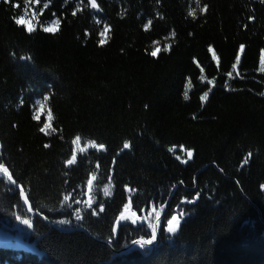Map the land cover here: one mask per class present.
Returning a JSON list of instances; mask_svg holds the SVG:
<instances>
[{"label":"trees","instance_id":"1","mask_svg":"<svg viewBox=\"0 0 264 264\" xmlns=\"http://www.w3.org/2000/svg\"><path fill=\"white\" fill-rule=\"evenodd\" d=\"M96 3L0 0V163L40 214L0 179V264H264V3ZM46 96L50 135L33 119ZM168 201L159 242L117 253L151 238Z\"/></svg>","mask_w":264,"mask_h":264},{"label":"snow or ice","instance_id":"2","mask_svg":"<svg viewBox=\"0 0 264 264\" xmlns=\"http://www.w3.org/2000/svg\"><path fill=\"white\" fill-rule=\"evenodd\" d=\"M5 2H11V0H5ZM36 3H39V0H35ZM49 3H50V0H49ZM197 3H199V0H197ZM261 3H264V0H261ZM89 6L93 9H96L98 8V4L96 3V0H89ZM14 7H19V4H15ZM48 7V3H45L44 4V8H47ZM81 9L79 8V6L77 7L76 11H80ZM42 11L41 10V14H42ZM76 11H73V15H76ZM201 12H207V5H205L202 9H201ZM24 13H25V16L28 14L27 12V8H25L24 10ZM189 15H192L193 17H195V11L189 13ZM33 17L35 18V13H33ZM251 19H254L251 18ZM16 23L19 25V24H24L25 25V28H26V31L31 33L33 31H35V27L32 25V23L30 21H25L24 19V16H21L19 18L16 19ZM60 23H61V20L60 18H56L51 24H49L48 26H41L42 27V30L44 32H50V33H53L55 34L56 32H58L60 30ZM152 21L149 20L147 22V24L145 25V30H147V28L151 25ZM110 31V27L108 25H104V29L103 31H101L99 33V35L102 37V39L99 41L100 45H104L105 43H107V33ZM172 35L175 36V32L173 31L172 32ZM158 43V42H157ZM170 47V46H169ZM160 48L157 47L155 48L151 55L152 56H157V54L160 52ZM244 52V45H240V48H239V53L238 55L236 56V60H235V64L233 65V72H235L236 76H240V73L238 71V65L240 64V55L243 54ZM213 56H215V53L213 52ZM24 59H28L30 60L31 57H25ZM218 63V61H217ZM203 71V70H201ZM259 71L260 72H264V50H262V55H261V60H260V67H259ZM233 72H229L227 73V76L229 79H233L235 78L233 76ZM203 79V77H202ZM208 83L212 86L215 85V81L214 80H209ZM225 88L227 90H234V89H231L229 88V86L227 85V83L225 84ZM212 91V87H209L208 91H206L201 97V101L206 103L207 100H208V97H209V93ZM185 99L188 98V93L187 91L185 92ZM49 97H44V102L43 103H40L39 104V108L40 109H43L47 106V100H48ZM48 122H45L43 124V126L40 128V131L41 132H44L46 135H50L51 132H54L55 129H51V118H52V113H51V110L48 109ZM33 119H36V120H39V114L37 113L36 115L33 116ZM49 129H51V132L49 131ZM74 144H77L79 145L80 143V137L77 136L75 138V140L73 141ZM50 145H45V147H49ZM92 147H95L97 148V150H100V149H103L104 146L103 145H96L95 143H93L91 145ZM130 145L128 143H125L123 145V148L124 149H127L129 148ZM82 151H86L87 148H83L81 149ZM187 157L190 159L192 157V152L191 151H188L186 153ZM251 157V153L248 154V157L245 158L244 160V163L247 164L248 163V159ZM76 160V156H75V153L73 154L72 156V159H69L66 163L68 165H72ZM186 162V161H185ZM6 177V179L12 183V184H17V181L13 178V175L12 173L9 171V168L6 167L3 163H0V179ZM95 180V176H93L91 179H89L88 181V188H89V192H91L92 190V184H93V181ZM17 187H19L20 189V192L23 196V199H24V202H25V205L27 206V211L31 212L33 210V207H32V204L29 202V197L28 195L25 193V189H24V186L22 185H18L17 184ZM105 194H109V191L107 188H105ZM131 191V190H129ZM65 199L67 200L68 197H65ZM92 205V199H91V196L89 197V201H88V206L91 207ZM100 211H103V208L100 209ZM153 212H156V208L153 207L152 209ZM19 219V217H17ZM79 218V217H78ZM121 219H125V217L123 215H121ZM156 219L157 221H159V212L156 213ZM135 222V221H134ZM22 223H24L25 225H28L29 227H31V220L29 219H23L22 220ZM180 227V217L179 216H173L171 219H169L167 221V231L169 233H175L177 231V229ZM157 239V232H156V227L153 226L152 227V231H151V238L150 239H147V240H140V241H136L135 243L139 244L141 247H144L145 245H152L154 241H156Z\"/></svg>","mask_w":264,"mask_h":264},{"label":"water","instance_id":"3","mask_svg":"<svg viewBox=\"0 0 264 264\" xmlns=\"http://www.w3.org/2000/svg\"><path fill=\"white\" fill-rule=\"evenodd\" d=\"M93 183H94V181H93ZM13 185L17 186V184H13ZM92 186H93V184H92ZM18 188H19V187H18ZM91 192H92V190H91ZM91 192H89V189H88V199H89V197H90ZM25 193H26V192H25ZM29 202H30V201H29ZM168 207H169V201H168V203L166 204L165 209H164L162 215L159 216V221H156V224H155L156 232H157V239H156V241H154L152 245H145V246H148V247H151V248H152V247H154V246L159 242V240H160V229H161V226H162V224H163V221H164L165 215H166V213H167V211H168ZM31 213H32L33 215H40L39 213L35 212L34 210H32ZM134 216H135V215H134ZM135 218H136V223H138V222H139V217H138V216H135ZM179 230H180V227L177 229V231H176L175 233H171V234L175 235V234H177V233L179 232ZM140 240H142V239H137V240H135L133 243H131V244L125 246L122 250H117L116 252H117V253H123V252H125L126 250H128L129 248H131V247H133V246H135V245H139V244H137V243H135V242H136V241H140ZM143 240H145V239H143Z\"/></svg>","mask_w":264,"mask_h":264},{"label":"rangeland","instance_id":"4","mask_svg":"<svg viewBox=\"0 0 264 264\" xmlns=\"http://www.w3.org/2000/svg\"><path fill=\"white\" fill-rule=\"evenodd\" d=\"M31 17H32V12H30V15H27V17L26 18H24L25 19V21H30L31 23H32V21H31ZM40 103H43V102H39L38 103V106H37V113L39 114V116H42V115H44L45 117H46V119H47V122H48V115H47V113H48V106H46L45 108H43V109H40L39 108V104ZM50 130V129H49ZM157 221V220H156ZM155 224H156V222H155ZM155 226V225H154Z\"/></svg>","mask_w":264,"mask_h":264}]
</instances>
